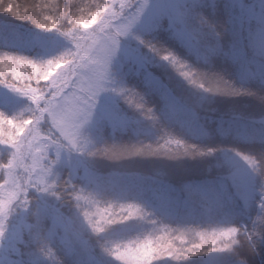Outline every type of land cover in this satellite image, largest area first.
I'll use <instances>...</instances> for the list:
<instances>
[{
  "label": "clouds",
  "instance_id": "9594fccd",
  "mask_svg": "<svg viewBox=\"0 0 264 264\" xmlns=\"http://www.w3.org/2000/svg\"><path fill=\"white\" fill-rule=\"evenodd\" d=\"M106 2L109 7L103 13L88 16L83 23L79 18L87 11L71 4L54 30L40 28V23L49 21L34 10L29 23L61 40L57 51L49 56L35 58L0 49V54L22 55L47 68L59 69L54 75L47 73L52 79L45 88L59 89L62 94L56 101L46 99L32 105L34 113H25L32 117V123L19 141L23 159L15 169L2 170L0 176V247H6L15 236L16 254H35L45 264H189L208 254L215 255L216 264H251L249 257L258 255V248L264 246V114L258 118L237 114L213 119L209 113L214 111L210 104L216 96H251L264 106V77L258 78L253 89L245 83L237 84L214 67L217 58L238 62L245 69L264 66V51L253 44L255 37L264 33V12L235 29L229 23L211 19L220 34L219 41L209 37L208 29L200 24L208 0H184V25L164 16L173 36L185 25L200 35L201 56L195 53V61L164 47L193 74L185 78L179 63L166 64L189 91L188 97H173L186 113L177 121L164 96L159 109L145 95L143 103L150 107L135 110L113 91L127 87L118 70L124 42L138 41L144 19L159 7L160 0H136L134 10L126 16L137 7H143V13L128 34L119 37V45L112 46L114 52L107 58L99 47L90 56L79 55L77 43L102 37L109 30L118 2L119 8L132 7L123 0ZM225 36L229 37L227 47L222 43ZM216 42L223 45L222 51L209 53ZM234 43L242 49L238 59L230 55ZM74 52L75 58L61 66L59 61H69ZM49 60L53 61L50 65ZM205 73L222 77L228 82V90L208 91L210 82L202 76ZM102 95L132 109L137 131L129 139L103 134L98 108ZM144 111L152 118L146 119ZM169 135L178 143L165 139L161 145V139ZM217 137L232 143H212ZM12 152V148L3 149L4 154ZM207 159L224 169L226 182L239 185L243 196L247 195L243 209L227 197H193L191 211L172 213L160 205L155 195L166 173L161 169L145 173L130 167L136 160L178 163ZM11 172L14 176H9ZM10 190L15 192L14 199H9ZM252 207L255 214L249 216Z\"/></svg>",
  "mask_w": 264,
  "mask_h": 264
},
{
  "label": "trees",
  "instance_id": "16d2710c",
  "mask_svg": "<svg viewBox=\"0 0 264 264\" xmlns=\"http://www.w3.org/2000/svg\"><path fill=\"white\" fill-rule=\"evenodd\" d=\"M244 1L246 0H242L243 3ZM5 3L7 5L8 0H5ZM92 3L93 1L91 0H51L49 3L38 5L35 4L33 0H11L10 6L20 11L21 14L25 16V19L21 20L18 17L12 16L10 13L0 12V32L3 27L4 30H9L12 26H14L21 31L24 30L25 32H29L28 30H30L31 32L37 33L38 29H35L34 26L29 23L28 19V14L32 11L34 6L36 12L40 13L43 11L47 15H52V7L55 5V14L59 17L56 20L58 27L60 19L70 11L71 4H79L83 6L86 4L90 5ZM212 3H214V7L211 6ZM41 6H43L42 9ZM237 9V5H232L231 0H208V6L204 9V15L205 17L213 19L219 23H228V13H233ZM245 17L246 14L242 13L241 18L243 21L240 25L245 22ZM69 19L72 18L69 17ZM143 35L147 38L153 39V42L156 43L157 46L162 45L164 47L172 48L181 56H187L188 59L195 61V52L186 47L185 44L176 36H173L172 29L169 28V21L167 18H164V16L159 19L158 28L151 32H143ZM228 39L229 37L225 36L222 40L225 47H227ZM6 42L0 40V49L18 51L21 54L28 55H33L32 53L37 50V48L33 47L27 51L23 47H18L12 43L7 44ZM34 54L37 53L34 52ZM143 64L144 67L141 68L138 73L136 63H132L131 71L126 80L128 88L139 93L143 97L146 95L147 98L157 106V109H159L162 95L160 92L150 88L149 83L145 78L144 68H146L147 72H150L152 77L158 78L162 85L166 86L171 97L184 98L180 93L182 91L180 86L177 87V90H174V86L170 85V83L176 81L174 73H172L170 69L159 62L149 63L148 61H143ZM214 67L215 70L224 72L229 79L235 80L237 84L245 83L248 87L253 89L257 87L258 78L261 77L259 73L262 71L260 66H256L254 69H245L244 66L238 62H232L220 58H217L214 61ZM253 73H255V75H253ZM135 103L136 98H133L132 103L127 104L129 106H133ZM116 106L119 110L116 112V115H121V119L116 118L111 122H107V124L103 126L102 132L105 136H110L114 133L117 138H123L125 140L129 139L137 131L133 127L135 114L132 109H130L122 101H117ZM149 107L150 105L144 104V109ZM210 108L214 109V111L209 113L213 119L221 117L228 118L237 114H243L251 118H258L260 115L264 114V106H262L255 98L243 95L238 97L216 96L211 101ZM178 109L179 111L174 115V118L177 121H180L185 118L186 113L183 105H178ZM135 110L139 109L135 107ZM0 111L5 112L8 119H12V115L21 110L15 109V107L11 108L8 104L0 101ZM147 115L151 116V113L144 111V117ZM214 126L215 125H213V127ZM165 139L169 141H176L177 138L171 135L165 136L164 139H161L160 141L161 145L164 144ZM212 143L229 144L232 143V141L217 137L212 141ZM7 155L8 154H4L3 149L0 148V163H6ZM130 167L133 170H139L145 173H152L155 169L163 170L166 174L155 193L164 192L165 194L172 196V199H175L176 202L178 201L180 209L191 211L193 205L192 201L181 192L180 189L183 186L190 187L195 192L211 193L213 195L211 197L216 199L219 197H226V194L229 192L233 195L232 200L235 198L239 207L242 209L244 208L245 204L240 195L233 188V184L228 183L223 179L222 173L224 169L217 165L212 159L184 160L183 162L178 163H164L155 160H136L132 162ZM2 175L3 172L0 171V176ZM254 214L255 208L252 207L248 215L252 216ZM10 257L12 258L11 264H45V262H43L41 258L35 254L20 256L13 251L10 254ZM249 259L251 264H264V246H260L258 248V255L249 257ZM193 260L189 262V264H205L202 258L195 259V261Z\"/></svg>",
  "mask_w": 264,
  "mask_h": 264
},
{
  "label": "snow or ice",
  "instance_id": "6c2138e0",
  "mask_svg": "<svg viewBox=\"0 0 264 264\" xmlns=\"http://www.w3.org/2000/svg\"><path fill=\"white\" fill-rule=\"evenodd\" d=\"M99 4V3H94ZM11 0H8V4L6 5L5 0H0V12L10 13L14 17H18L19 19H25V16L21 14L20 11L11 7ZM211 6H215L214 3ZM43 7V6H41ZM35 10V6L32 11L28 14V19H32L31 13ZM81 11H87L88 16H94L97 14L100 9L97 7L96 11H91V9H86V7L82 6ZM42 19L44 21H52V28H55V22L59 18L56 16V7L53 5L52 7V15H47L43 11ZM143 13V7H137L135 12L131 14V16H126L124 11V7L121 6L120 10L113 16L111 23L109 24V30L102 37H97L95 39H82L81 43L76 44V49L78 50L79 55L82 56H90L93 50L98 47L101 49L103 56L105 58L108 57L110 52H114V48L112 46H118L120 41L119 37L121 35H127L132 26L136 23L137 20L140 19L141 14ZM167 15L170 20L184 25V16H185V5L184 0H160L159 7L153 11L148 17L144 19L143 24L141 25V32H151L159 27V19L163 16ZM87 19L86 16H82L79 18L80 22L83 23V20ZM117 21L113 23V21ZM200 24L203 27L208 29V35L211 38H214L215 41H219L221 39L220 34L216 32V26L211 21L210 18H206L205 16L200 17ZM40 28H48L49 25L47 23H40ZM175 36L180 39L186 47H188L191 51H194L198 56H201V48H200V35L198 32L188 26H182L176 31ZM139 44L148 50L147 61L151 62H159L166 66L167 62H171L173 65L179 63V66L184 69L183 75L185 78H190L193 74L190 71H187V66L183 64L182 61H177V58L170 50L165 49L164 46H157L156 43L153 42L150 38L146 36H137ZM254 47L260 51H264V33L258 34L254 41ZM223 45L219 42L215 43V46L210 47L208 49L209 53H216L222 51ZM77 53H73L71 59H74ZM230 55L234 59H238L242 55V49L238 44L234 43L231 50ZM203 59H207V55L202 56ZM64 60H60L59 63ZM53 61L49 60L47 64H52ZM137 66V72H140V69L144 67L142 60L135 61ZM31 69V72H28L27 69ZM52 68H47L42 62H38L35 60H31L22 55H10L8 53L0 54V86L6 87L10 89L12 92L27 97L28 100L32 102V104L28 105L24 109L19 112H16L12 115V119H8V116L5 112L0 111V144H10L11 148L14 151L11 153V159H8L6 163H0V171L6 169H15L18 161L23 159L22 148L19 145L20 139H16L15 135L8 131L5 125H13V121H18L16 125H14L15 132L21 133L26 132V130L30 127L32 119L26 118L25 113H34V108L32 105L39 104L41 101L46 99H51L56 101L62 95L59 89L52 90L50 89L47 98H44L43 92L40 88H34L31 86V80L36 79L37 84L40 79L47 80V73L50 72ZM262 71L259 73L261 77H264V66L261 67ZM146 81L149 83L150 88L160 92L162 96L170 101V108L172 110V114L175 115L179 109L176 105L174 98L171 97L168 93L166 86H163L162 83L158 80V78L152 77L150 72H147V69L144 68ZM7 73H11L12 80H16L19 83H14L12 80L6 79L5 76ZM33 73L36 76H33ZM255 75V73H253ZM204 78H206L210 84L208 86V91L223 93L228 90V82L224 81L222 77L216 76L214 74H202ZM27 80L28 83H23V81ZM193 84H198V81L191 80ZM113 91L118 92L121 95L126 103H132L133 98H136V103L133 105L139 110L144 109L143 96L139 93L134 92L132 89L121 86L118 89H113ZM87 99V97H84ZM81 101H76L79 103ZM71 103V101H70ZM150 111V110H149ZM171 143H178V141H170ZM14 172L9 173V176H14ZM9 199L15 198V192L9 191ZM245 203L248 201L247 195L244 196ZM7 203V202H6ZM264 207V205H262ZM258 221L261 220V217L256 218ZM227 235V233H225ZM16 237L13 236L10 238V241L14 243Z\"/></svg>",
  "mask_w": 264,
  "mask_h": 264
},
{
  "label": "rangeland",
  "instance_id": "374dc122",
  "mask_svg": "<svg viewBox=\"0 0 264 264\" xmlns=\"http://www.w3.org/2000/svg\"><path fill=\"white\" fill-rule=\"evenodd\" d=\"M51 0H33L35 4L41 5V4H46L49 3ZM93 1L92 4L94 3H99L102 4L103 7L100 9V12L103 13L104 9L109 7V3L106 2V0H91ZM232 5L235 4L237 5L238 9L233 12V13H228V23L231 24L232 28L235 29L236 27L240 26V23L243 21L241 18L242 13L246 14V19H249L253 16L259 15L260 13L264 12V0H246L244 3L242 0H231ZM124 3H128L132 5V7L124 9L125 13H129L134 10V5L136 3V0H123ZM42 9V7H41ZM115 11H119V2L115 5L114 8ZM91 11H96L95 8H92ZM41 13V12H40ZM86 18H88V13L85 14ZM207 18V17H206ZM117 21H113V23H116ZM48 25L50 28L52 25V21L48 22ZM4 26V25H3ZM55 27H57V23L55 22ZM91 27H94L92 25ZM53 30L55 28H52ZM25 32L24 30L21 31L20 29L12 26L11 29H6L4 30V27L2 28V31L0 32V40L3 42L12 43L18 47H23L27 51L30 49L37 48L34 52L37 54L32 53L33 55H28V54H23L29 57H35V58H40L44 56H49L53 53H55L61 43V40L59 37L52 33H43L40 30H38L37 33L31 32ZM143 35V32H141ZM145 36V35H143ZM6 40V41H5ZM148 57V50L144 48L142 45L139 44L138 41L136 40H127L124 42V50L122 53V58L120 60L118 70L121 79L123 82L126 84L127 77L131 71V65L137 60H142V61H147ZM152 63V62H151ZM61 66H64L66 64L65 61L60 62ZM135 65V64H134ZM59 69L57 68H52L50 72L52 75H54ZM28 72H31V69H27ZM33 76L35 77L36 74L33 73ZM175 76V74H174ZM6 79L12 80L11 73H7L5 76ZM174 82L170 83V85H173V89L177 90V87H181L182 91L180 92L183 97H188L189 96V91L184 82L175 76ZM52 79V76L50 75L47 80L40 79L39 83L37 84V80L34 78L31 80V86L34 88H40L43 92L44 98H47V94L50 89L45 88V85L49 84ZM14 83H19L16 80H12ZM23 83H28L27 80L23 81ZM207 86V85H206ZM0 101L8 104L11 108L15 107V109L22 110L25 107L29 105V101L27 100L26 97L20 96L16 93L11 92L9 89L0 86ZM42 102V101H41ZM117 100L113 97H109L106 95H102L100 98V104L98 106L100 112L102 113V119H101V130H103V126L107 124V122H111L115 120L116 118L121 119V115L117 116L116 112L119 111L117 108ZM30 116V115H29ZM26 117L28 119H32V117ZM146 119H151L152 117L150 115L145 116ZM11 120V119H10ZM17 124V121H13V125H5V127L8 129L9 132L13 133L15 135L16 139H20L21 137L24 136V132L21 133H16L14 125ZM27 127H31V125H28ZM169 141V140H168ZM6 148H11L10 144H0V148L4 149L5 146ZM14 151V149H12ZM11 159L10 153L7 155V160ZM6 160V162H7ZM0 183H3V180L1 179ZM233 188L237 193L240 195L241 199L244 200L243 192L240 188L239 185H234ZM181 192L186 195L192 203L193 197L199 198V197H207L209 199L215 200L216 198H212L213 196L211 193H202V192H195L193 189L187 186L181 187ZM156 198L158 199L160 205L165 208L166 210L175 213L180 210V206L178 201L176 202L175 199H172V196L165 194L164 192L160 193H155ZM227 198L232 199L233 195L231 193L226 194ZM234 201L237 203L236 199L234 198ZM179 206V207H178ZM185 210V209H184ZM187 211V210H186ZM13 252V242L9 241L7 243L6 247H0V264H11L12 263V258L10 257V254ZM195 259L199 258H194ZM202 260L205 262V264H214L216 263V258L214 254H208L207 257H203ZM155 264V262H153Z\"/></svg>",
  "mask_w": 264,
  "mask_h": 264
}]
</instances>
